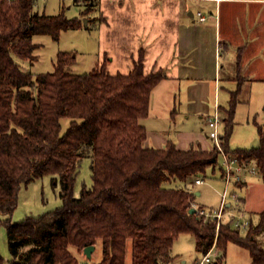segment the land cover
Masks as SVG:
<instances>
[{"label":"trees","instance_id":"16d2710c","mask_svg":"<svg viewBox=\"0 0 264 264\" xmlns=\"http://www.w3.org/2000/svg\"><path fill=\"white\" fill-rule=\"evenodd\" d=\"M36 1L0 0V215L13 213L22 185L45 175L55 176L52 184L59 185L61 205L18 222L0 218L9 264H79L68 248L83 251L98 241V264H125L128 241L131 264H172L170 250L180 234L193 235L202 255L215 241L221 261L227 244L234 243L249 252L253 264H264V246L257 240L264 212L257 225L250 221L244 234L228 221L217 235L213 221L189 213L196 194L187 184L217 166L216 149L143 147L146 129L140 120L148 115L151 91L165 77L162 70L144 74L140 54L127 75H110L105 63L72 74L71 52H58L50 73L34 76L21 69L16 58L35 59L33 36L49 35L57 41L62 31L83 25L63 10L56 15L38 13ZM91 1L79 0L85 6L82 14L91 11ZM243 82L239 78L227 107L221 108L220 142L241 164L254 162L264 180V127L257 126L258 146L229 149ZM62 118L69 120L63 134ZM82 158L91 160L92 184L76 197ZM176 181L179 185H167ZM3 261L0 255V264Z\"/></svg>","mask_w":264,"mask_h":264},{"label":"crops","instance_id":"0c3cea01","mask_svg":"<svg viewBox=\"0 0 264 264\" xmlns=\"http://www.w3.org/2000/svg\"><path fill=\"white\" fill-rule=\"evenodd\" d=\"M95 3L97 5L87 14H82L85 6H81L79 0H37L35 8L46 15H56L62 10L66 15V10L74 9L76 18L82 21L87 18L85 27L91 26L97 32L96 67L105 63L110 75L129 74L140 54L144 74L163 71L164 79L150 93L148 115L140 120L146 129L145 149L161 150L173 144L184 151L191 148L213 150L207 123L215 107L220 115L239 78L244 80L243 87L248 80L264 83V25H251L256 16L263 15L264 20V0H95ZM223 3L229 9L224 16ZM246 5L256 11L263 9V14L249 11L248 22L236 26L237 8ZM197 13L206 19L200 21ZM246 36L251 40L247 44L242 41ZM223 50L226 68L221 63ZM243 102L245 100L240 103ZM259 114L253 110L248 115L253 116V128L250 126L249 131L246 127L249 135L245 140L249 139L250 143L240 141L249 145L237 141L238 127L235 130L234 126L229 139L231 151L258 146L257 126L264 127V116L259 117ZM245 165L241 184H233L231 191L236 198H229L225 205L234 212L239 208L245 218L257 225L264 212V180L254 162ZM187 185L197 190L195 207L219 208L220 183H209L210 190L201 189L194 180ZM212 185L217 188L213 189ZM212 193L214 201H211ZM224 221L228 222V217ZM258 235H264V227ZM192 237L196 248V240ZM173 245L170 254L175 259L179 254L173 255ZM230 245L238 248H231L237 260L229 264H253L249 252L234 243L227 244L221 261L214 247L210 255L215 259L209 264H228ZM197 253L194 264L204 256Z\"/></svg>","mask_w":264,"mask_h":264},{"label":"rangeland","instance_id":"374dc122","mask_svg":"<svg viewBox=\"0 0 264 264\" xmlns=\"http://www.w3.org/2000/svg\"><path fill=\"white\" fill-rule=\"evenodd\" d=\"M205 4V3H204ZM80 5L84 6V3H80ZM94 0L89 3L88 8L93 7ZM247 7L237 8V13L234 18V21L236 23V26H241L244 23L248 22V18L246 17L247 13L250 11L256 12V13H262L263 9L257 11L253 9L252 7L246 5ZM77 7V13L80 9ZM222 8V16H224L225 12H229L228 7H226V4L221 5ZM75 13V10H66V16L68 18L71 17H77ZM255 13V14H256ZM227 20L226 18H223ZM87 22V18H83V25L80 30L77 29H69L66 31H62L59 35V38L57 41L53 40L49 35H35L32 37V42L36 44V48L33 51V55L35 56V59L33 61L28 60H21L16 58V61L19 63L21 69L25 72H29L32 75H36L39 73H50L54 70V65L56 62V57L58 52H71L74 55L75 61L74 63L69 67V71L72 74H84L90 72L92 69L96 67V29L92 28L91 26L85 27ZM255 25H264L263 15L262 16H256L255 20L252 22ZM246 44L249 43L251 40L246 36L245 39H243ZM223 57L221 58L222 67L226 68V63L224 60H226V52L223 50ZM250 68V67H249ZM225 72V69L223 70ZM235 85H237V82H235ZM235 85L232 87V89H235ZM239 99L245 100L243 103H238L236 106L235 114H234V124L236 122L235 130L238 127V133H237V141L241 142L242 140H245L246 137H248L249 132L246 131V127H248L250 131V126L253 128V116H248L251 111L257 110L259 111V117L264 116V83L259 82H252L251 80H248L243 87L242 93L239 96ZM240 112L238 113V111ZM237 114V117H236ZM249 117V119H248ZM256 116L257 122H260V118ZM248 119V120H247ZM260 119V120H259ZM69 120L68 118H62L60 120L61 124V134H63L68 126ZM223 123L220 122L219 125V133L220 136L223 133ZM241 127V128H239ZM209 128V127H208ZM210 131V129H209ZM231 132V137L232 138ZM229 138V139H230ZM232 140V139H231ZM241 140V141H240ZM246 143H250L249 139L243 141ZM241 142V143H243ZM243 143L242 145H249ZM237 147V146H235ZM233 147V149L235 148ZM90 162L91 160L89 158H82L79 161L77 174H76V180L74 185V195L77 197L80 193L81 188L84 187H90L92 184L91 180V169H90ZM223 158L221 155H218V162L217 166L212 169L209 168L206 171V176L202 178L204 183L200 185L201 189H207L209 187V183L215 184V182L220 183L221 189H223V182L221 180V170L223 169ZM52 177H55L54 175H45L43 177L37 178L31 182H29L27 185H22L19 193H18V202L15 210L10 216H2L0 215V218L7 219L10 218L12 222H18L22 220L25 216L31 215V216H39L41 214L47 213L49 211L54 210L55 208L59 207L61 205V201L58 197V190L59 185L57 184L55 187L52 184ZM201 178V177H200ZM179 185V182L176 181V183L172 182L167 184L168 186H175ZM213 189L217 188L214 185H212ZM215 187V188H214ZM187 188L191 192H196L197 190L193 187L190 188L187 185ZM234 186L233 184L229 187V192L233 191ZM199 190V188H198ZM222 190H220L221 192ZM215 196L212 193L211 201H214ZM193 208V207H191ZM246 230L242 231L245 233ZM179 236V235H178ZM177 241L173 245V255L179 254L178 257H176L172 264H181L182 262H185V264H194L195 259L198 257L197 249L195 248V244L193 241V237L190 234H184L179 237H177ZM257 240L264 245V235L257 236ZM229 247V257L227 259V263H231L233 260L236 261L237 259L233 256L231 253V248L236 249L235 245H230ZM70 253L72 256H74L79 262H86L87 264H98L102 258L101 254V242L98 241L95 246L94 250L92 252L91 258L87 259L82 251H78L75 247L70 246L69 248ZM0 255L3 258V264H9L10 260V254L8 252L7 247V240H6V230L5 226L2 224L0 226ZM201 257V256H200ZM203 257V256H202ZM199 259V258H198ZM201 259V258H200ZM211 261L215 259V257L210 255ZM200 261V260H199ZM198 261V262H199ZM125 264H131V244L128 241L127 243V253L125 258ZM198 264V263H197Z\"/></svg>","mask_w":264,"mask_h":264},{"label":"built area","instance_id":"2783aa9c","mask_svg":"<svg viewBox=\"0 0 264 264\" xmlns=\"http://www.w3.org/2000/svg\"><path fill=\"white\" fill-rule=\"evenodd\" d=\"M199 16L200 21H204L206 18L201 16L200 13H197ZM221 119L219 115V111L217 107L214 109V113L212 117L208 120V127L210 131L208 132V138L213 142L214 149L217 150L218 155L223 158V189L219 193L220 195V205L218 209L215 210H206L202 208H197L194 205L192 207L195 209V214L197 217L203 219L204 222L206 221H213L216 226V235L219 229V226L223 224L225 221V217H228V221L230 222L232 228L236 229L237 231L241 232L248 228L249 226V219L245 218L242 213L234 212L225 205L226 201L229 198L235 199L236 196L229 192V187L232 184L241 183L243 180L242 174L246 169L245 164H241L237 158V156L233 152H226L220 142V133H219V125ZM204 181L202 178H196L194 180V184L201 185ZM215 247L214 245L209 249V251L200 259L198 264H209L211 262L210 254ZM79 264H87L86 262H79Z\"/></svg>","mask_w":264,"mask_h":264},{"label":"water","instance_id":"95a60500","mask_svg":"<svg viewBox=\"0 0 264 264\" xmlns=\"http://www.w3.org/2000/svg\"><path fill=\"white\" fill-rule=\"evenodd\" d=\"M189 213H191V214L195 213V209L194 208H190L189 209ZM93 250H94V245H90V246L85 247L82 252H83V254L85 255V257L87 259H90Z\"/></svg>","mask_w":264,"mask_h":264}]
</instances>
